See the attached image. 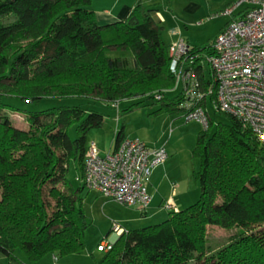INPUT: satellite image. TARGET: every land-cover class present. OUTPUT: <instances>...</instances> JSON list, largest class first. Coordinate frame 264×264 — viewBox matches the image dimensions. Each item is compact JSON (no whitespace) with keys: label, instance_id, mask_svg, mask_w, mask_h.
Returning a JSON list of instances; mask_svg holds the SVG:
<instances>
[{"label":"trees","instance_id":"obj_1","mask_svg":"<svg viewBox=\"0 0 264 264\" xmlns=\"http://www.w3.org/2000/svg\"><path fill=\"white\" fill-rule=\"evenodd\" d=\"M157 12L138 2L125 19L99 24L90 0H0V253L9 264L85 248L87 188L81 177L87 133L101 127L104 116L80 104L33 108L35 103L77 97L113 106L145 97L182 117V87L165 95L175 88V76ZM213 40L189 46L201 55L195 71L203 90L211 77L199 63ZM209 98L229 122L197 134L192 156L199 159L198 200L159 223L128 229L109 250L99 251L96 264H264V144L214 106V92ZM11 113L22 117L21 125ZM123 127L115 131V145L124 138ZM71 163L77 186L67 179ZM206 224L239 231L202 260Z\"/></svg>","mask_w":264,"mask_h":264},{"label":"built area","instance_id":"obj_2","mask_svg":"<svg viewBox=\"0 0 264 264\" xmlns=\"http://www.w3.org/2000/svg\"><path fill=\"white\" fill-rule=\"evenodd\" d=\"M235 6H244L240 15L229 21L209 51L202 53L199 65L207 68L211 77L205 90L195 71V59L201 55L191 54L182 39L168 47L169 69L175 76V87L180 83L184 90V120H196L207 129L210 116L206 99L214 92V106L239 119L264 144V0H236L224 13H231ZM166 158L163 145L149 146L138 138H122L103 156L91 141L86 146L81 181L106 199L144 209L150 200V174ZM111 231L110 238L97 246L98 251L109 249L124 228L113 222Z\"/></svg>","mask_w":264,"mask_h":264},{"label":"rangeland","instance_id":"obj_3","mask_svg":"<svg viewBox=\"0 0 264 264\" xmlns=\"http://www.w3.org/2000/svg\"><path fill=\"white\" fill-rule=\"evenodd\" d=\"M202 25V27H194L192 30V34L199 38L198 41L204 42L201 46L210 43L220 26V21L219 19L209 20ZM167 28L168 25H165L162 34L165 42L169 41ZM205 70L208 69L205 68ZM179 91L180 83H177L172 91L164 93H167L165 94L167 97H171ZM154 99L158 100L157 97H154ZM133 103L134 105L130 107L131 109L126 108V106ZM72 104H80L84 108L103 114V125L98 128H92L87 134V144L92 141L101 148V151L112 140L114 132L121 125L124 126V136L127 138L138 137L140 140L149 144L156 143L165 146L170 154V160L167 162V165H170L169 168L167 167V173H165L166 175L162 179L163 188L161 193L163 197L162 207L164 209H168V205H171V208H173L174 206L172 204L178 203V196H183L184 192L187 194L195 193L193 202L198 200L200 191L194 173L198 169L199 159L192 156V149L195 146L197 134L202 129L198 121H186L180 115L168 111H160V102L152 103L145 97L121 100L117 105L115 103L113 106L93 99L70 97L59 100H42L41 102L35 103L33 108ZM206 104L208 114L212 119V126L210 127L211 119H209L207 129H210V133H212L218 123L227 124L229 120L226 115L216 112L213 109L209 97L206 99ZM11 118L16 125L22 124L21 116L11 113ZM67 130L69 136L74 138L76 125L71 124ZM76 176L77 170L71 163L67 173V179L73 186H77L78 184ZM177 193L178 196H176ZM152 206H154L155 212L149 213L150 218L148 215L141 216L139 213H136V216L135 209L106 199L98 191L87 188L83 192V207L88 223L83 238L85 248L77 256L69 258V261L75 264H83L86 261V264H96L102 257V253L97 250V245L99 242L107 241L110 238L113 222L124 228V231L117 237L118 239L130 227L143 228L163 221L166 212L160 210L161 206L158 205V202H155ZM176 206L180 207L179 204ZM136 208L138 209V207ZM174 208L172 211L177 210ZM153 213L155 214L153 215ZM238 231L239 229L234 227L226 229L218 225L206 224L204 231L201 233L202 235H200L201 248L198 250V253L204 257L202 260L211 254H216L221 248L230 244L232 241L231 238ZM53 258L50 260L47 259L49 264H65L61 261L62 256L57 257V260ZM0 264H9V260L1 253ZM190 264L201 263L192 261Z\"/></svg>","mask_w":264,"mask_h":264},{"label":"crops","instance_id":"obj_4","mask_svg":"<svg viewBox=\"0 0 264 264\" xmlns=\"http://www.w3.org/2000/svg\"><path fill=\"white\" fill-rule=\"evenodd\" d=\"M234 1L235 0H90V7L94 12V17L96 21L99 24H107L113 21L125 19L138 2H143L148 5H154L158 9L157 18H159V21L163 26V30L165 25H168L167 34L169 36V41L167 43L170 44L177 39H182L190 47H192L193 45L201 46L202 43H204V42H199L198 41L199 38L192 34V30L194 27H202L203 26L202 24L209 20L219 19L220 26L216 31L215 34L216 36L229 21H231L234 18H237L240 15L244 6H237V7L235 6L232 8L231 13H224L225 9L233 6ZM215 36L212 38V40L215 38ZM114 135L112 140L105 146V149L102 150L103 152L101 151V148L96 145L100 155L102 156L106 155L107 153L111 152L114 149L115 147ZM122 137L127 138L124 136V128H123ZM134 138H138V137H134ZM144 143H146L149 146L161 145L156 143H152V144H149L147 142ZM166 152H167L166 160L162 164L156 166L150 174V178L147 186L148 192L150 194V200L147 206L144 209H137L135 206H127L135 209L136 216L139 213L141 216L148 215V217L150 218L149 213L155 212V208L154 206H152L154 205L155 202L156 203L158 202V205L161 206L160 210H164L166 212L165 219L168 217L169 212H171L174 207H175L174 209L179 210L187 207V205L194 203L193 197H195L194 195L195 193L187 194L186 192H184L183 196H178L177 193L176 196H178V203L174 204L172 202L173 203L172 205L174 206L173 208L164 209L162 207V203H163L162 202L163 197L161 193L163 188L162 179L166 175L165 173H167V167L169 168L170 165V164L167 165V162L170 160V154L167 150ZM177 204H179L180 207H177L176 206ZM154 214L155 213H153V215ZM128 229H134V228L130 227ZM75 256H77V254L64 256L61 258V261L65 264H75L74 262L69 261V258H73ZM52 258H53L52 256L47 255V257L44 256L43 258L32 264H49V261L47 259L50 260ZM86 263L87 261L83 264Z\"/></svg>","mask_w":264,"mask_h":264}]
</instances>
